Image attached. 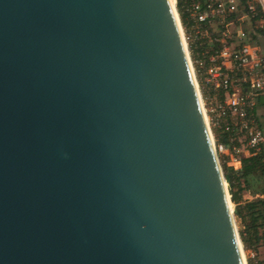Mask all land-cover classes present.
Wrapping results in <instances>:
<instances>
[{"label": "water", "instance_id": "1", "mask_svg": "<svg viewBox=\"0 0 264 264\" xmlns=\"http://www.w3.org/2000/svg\"><path fill=\"white\" fill-rule=\"evenodd\" d=\"M230 200L171 0H0V264H245Z\"/></svg>", "mask_w": 264, "mask_h": 264}, {"label": "built area", "instance_id": "2", "mask_svg": "<svg viewBox=\"0 0 264 264\" xmlns=\"http://www.w3.org/2000/svg\"><path fill=\"white\" fill-rule=\"evenodd\" d=\"M175 8L218 158L239 169L264 150V0H175Z\"/></svg>", "mask_w": 264, "mask_h": 264}, {"label": "trees", "instance_id": "3", "mask_svg": "<svg viewBox=\"0 0 264 264\" xmlns=\"http://www.w3.org/2000/svg\"><path fill=\"white\" fill-rule=\"evenodd\" d=\"M229 191L235 203V216L243 222L240 237L245 251L252 250L255 256L248 254V264H264L257 258L258 247L264 245V197L244 199L243 193L248 189L247 178L256 175L264 178V150L254 156L244 158L242 166L235 169L223 164ZM257 181V180H256ZM252 196L257 195L255 187H250ZM264 194V188L262 189Z\"/></svg>", "mask_w": 264, "mask_h": 264}, {"label": "rangeland", "instance_id": "4", "mask_svg": "<svg viewBox=\"0 0 264 264\" xmlns=\"http://www.w3.org/2000/svg\"><path fill=\"white\" fill-rule=\"evenodd\" d=\"M177 15H178V13H177ZM178 20H179V18H178ZM263 123H264V120H263ZM221 166L223 168V163L222 162H221ZM256 180H257V177H255V176H254V179L248 178L249 185H250V187H255L257 189L258 193L260 191V194L262 195V193H263L262 192L263 191L262 189L264 188V178L259 177V181L260 182H258V180L257 181ZM261 195H258L257 197H264L263 195L262 196ZM257 197H255V198H257ZM251 199H254V198H251ZM232 207H233V213L235 215V203L232 204ZM235 222H236V227H237L238 231L240 232V229L243 227V222L241 220H238L236 218V216H235ZM248 254H250L251 256H253L252 250L245 251V249H244V256H245V259L247 260V262H248Z\"/></svg>", "mask_w": 264, "mask_h": 264}, {"label": "crops", "instance_id": "5", "mask_svg": "<svg viewBox=\"0 0 264 264\" xmlns=\"http://www.w3.org/2000/svg\"><path fill=\"white\" fill-rule=\"evenodd\" d=\"M256 177H257L258 182H260V181H259V177H258L257 175H256ZM247 179H248V178H247ZM247 182H248V180H247ZM261 191H262V190H261ZM258 195H261V194H260V191H259V193H257V195L252 196L251 189H250V185H249V182H248V189L244 191V193H243V198H244V199H251V198H255V197H257ZM262 195L264 196L263 193H262ZM262 195H261V196H262ZM257 258H258L259 260H261V261H264V245H260V246L258 247Z\"/></svg>", "mask_w": 264, "mask_h": 264}, {"label": "bare ground", "instance_id": "6", "mask_svg": "<svg viewBox=\"0 0 264 264\" xmlns=\"http://www.w3.org/2000/svg\"><path fill=\"white\" fill-rule=\"evenodd\" d=\"M171 2H172L173 8H174V11H175V14H176V18H177V21H178V24H179L180 21L178 20L177 10L175 8V0H171ZM183 41H184V39H183ZM184 44H185V47H186L185 41H184ZM196 85H197V83H196ZM200 100H201V97H200ZM201 104H202V100H201ZM202 107H203V104H202ZM203 112H204V115H205V119H207L204 108H203ZM229 202H230V210L233 213L232 204H234V203L231 200ZM242 255H243L244 263L246 264L247 261L245 259L243 250H242Z\"/></svg>", "mask_w": 264, "mask_h": 264}]
</instances>
